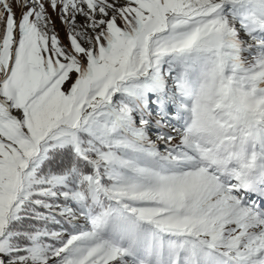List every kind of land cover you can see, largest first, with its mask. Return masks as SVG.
<instances>
[{"label":"snow or ice","instance_id":"snow-or-ice-1","mask_svg":"<svg viewBox=\"0 0 264 264\" xmlns=\"http://www.w3.org/2000/svg\"><path fill=\"white\" fill-rule=\"evenodd\" d=\"M0 264H264V0H0Z\"/></svg>","mask_w":264,"mask_h":264},{"label":"rangeland","instance_id":"rangeland-1","mask_svg":"<svg viewBox=\"0 0 264 264\" xmlns=\"http://www.w3.org/2000/svg\"><path fill=\"white\" fill-rule=\"evenodd\" d=\"M57 27H58V30H59V37H60V39H61L65 44H67V43H68V40H67V36H66L65 30H64V28L59 24V21H57ZM150 135H151V133H150ZM81 223H83V221H81Z\"/></svg>","mask_w":264,"mask_h":264}]
</instances>
